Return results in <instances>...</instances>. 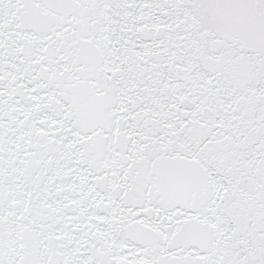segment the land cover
Here are the masks:
<instances>
[{"label":"snow or ice","instance_id":"snow-or-ice-1","mask_svg":"<svg viewBox=\"0 0 264 264\" xmlns=\"http://www.w3.org/2000/svg\"><path fill=\"white\" fill-rule=\"evenodd\" d=\"M0 264H264V0H0Z\"/></svg>","mask_w":264,"mask_h":264}]
</instances>
